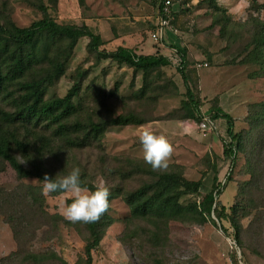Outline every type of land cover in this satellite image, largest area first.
Wrapping results in <instances>:
<instances>
[{"label":"rangeland","instance_id":"rangeland-1","mask_svg":"<svg viewBox=\"0 0 264 264\" xmlns=\"http://www.w3.org/2000/svg\"><path fill=\"white\" fill-rule=\"evenodd\" d=\"M189 7L182 11L176 5L185 32L180 44L187 57L185 73L171 61L144 74L99 51L126 46L140 53L148 46L154 54H163L156 52L158 43L152 38L158 0H0L1 24L28 27L49 16L61 24L87 25L104 41L96 51L89 48L88 37L79 39L65 73L46 91V99L63 97L79 85L68 122L83 129L57 135L49 120L32 123L31 132L19 127L22 137L36 143L27 155L20 152L18 157L27 168L40 164L59 178L78 167L84 180L94 184L102 177L113 193L105 224L111 223L100 248L93 251L94 259L117 255L122 264L124 259L125 264H236L238 253L229 243L234 236L248 264H264V75L251 58L255 24L264 21V0H190ZM64 45L47 34L40 37L36 54L43 62L27 79L49 73ZM202 62L208 66L198 68ZM189 89L205 116L219 108L234 118V130L242 134L234 162L224 155L231 141L227 120L217 119L215 128L203 135L197 121L188 117ZM14 110L9 94H1L0 114ZM121 114H134L144 123L111 124ZM184 121L196 124L195 137L182 132ZM93 123L106 126L99 138L91 136L82 144ZM145 127L165 135L173 145L166 169L154 170L144 162L138 133ZM165 171L202 180L200 194L184 195L180 199L184 204L200 201L213 189L220 193L221 222L215 214L207 219L198 214L161 220L133 217L125 196ZM20 184L42 188L43 181L20 179L0 157V188L12 191ZM44 195L43 211L23 206L21 211L6 210L13 222L0 214V264H63L60 259L85 264V245L91 239L88 224L70 222L62 214L72 194ZM31 253L46 256L34 259Z\"/></svg>","mask_w":264,"mask_h":264},{"label":"trees","instance_id":"trees-1","mask_svg":"<svg viewBox=\"0 0 264 264\" xmlns=\"http://www.w3.org/2000/svg\"><path fill=\"white\" fill-rule=\"evenodd\" d=\"M80 1L83 2L84 0ZM184 3H190V0H185ZM189 8H184L182 11L189 10ZM45 34L54 39H59V42L64 43L66 47L64 45L60 50L59 59L52 63L49 73L47 72L43 77L27 79V75L33 67L43 62V58L36 54V48L40 37L45 36ZM253 35L252 45L254 47L251 50V58L259 62L260 73L264 75V21L257 20ZM82 37L90 39L89 48L92 50L99 51L100 46L104 44L102 37L89 26L61 24L49 16L33 22L28 27L0 23V95L9 94L15 108L14 111H2L0 114V157L15 170L20 179L37 177L43 180L45 174L50 178H56L46 173L45 167L43 168L40 164L27 168L19 160L18 157L21 153L27 155L30 149L36 146V143L32 142L31 139L29 140L28 136L26 138L21 136L20 125L31 132L32 123L39 124L42 120H49L56 125L54 134L57 135H70L83 129L80 124L71 125L68 122L75 111L74 98L80 90L78 84H75L63 97L45 98L47 88L65 73L66 64ZM181 52L184 59L185 53L184 51ZM99 53L103 57L111 58L119 63L132 66L135 70L143 71L144 74L156 68L167 66L171 62L169 57L163 54H137L134 49L124 46H119L115 51L101 50ZM184 67L183 60L180 67L183 74L185 73ZM184 79L187 83L188 79L185 75ZM13 85L16 87L10 90ZM188 92L189 101L185 102L188 117L200 123L205 118L201 103L195 99L190 89ZM216 112L214 115H210L213 121L219 118L227 120V134L231 141L225 146L224 155L234 162L237 152L242 146V134L235 132L234 118L231 114L224 113L219 108ZM143 123L144 120L137 118L134 114H121L111 120V124L116 125H140ZM105 126L106 123H93L85 134L82 144L88 141L91 136L99 138L100 132ZM38 138L46 140L47 137L39 134ZM40 149L44 151L42 146ZM80 179L82 187L93 190L94 184L92 182L86 181L82 177ZM201 186L202 180H189L177 172L165 171L159 174L153 182L145 183L130 192L125 196V201L130 206L131 215L136 218L161 220L184 216L192 217L198 214L207 219L215 214L221 222L222 217L218 212L220 193H217L215 189L200 201L187 204L180 201L186 194H200ZM62 192L65 191L58 190L52 193L59 194ZM113 198L114 195L110 191L109 207ZM44 205L45 195L41 186L20 184L12 191L0 188V214L7 215L9 222H13V218L6 210L21 211L23 206V209L26 207L32 211L37 209L43 211ZM108 209L97 221L87 223L91 239L85 245V264H93V251L100 248L105 229L111 223L109 221L105 224L106 218L110 219L107 213ZM236 227L238 229V225ZM236 241L239 245L237 238ZM45 256V254L36 253L29 255L34 259H44ZM53 256L57 257V254L53 253ZM60 260L63 264H68L64 259Z\"/></svg>","mask_w":264,"mask_h":264},{"label":"clouds","instance_id":"clouds-1","mask_svg":"<svg viewBox=\"0 0 264 264\" xmlns=\"http://www.w3.org/2000/svg\"><path fill=\"white\" fill-rule=\"evenodd\" d=\"M196 128V124L191 121L182 124V132L189 136L195 137ZM138 139L144 162L154 170L166 169L174 150L167 137L145 127L138 133ZM80 176L78 167H74L68 175L55 179L45 174L42 192L48 194L61 190L71 193L73 200L63 209L64 218L70 222H95L109 207L110 190L102 177L97 178L93 190L82 187Z\"/></svg>","mask_w":264,"mask_h":264},{"label":"built area","instance_id":"built-area-1","mask_svg":"<svg viewBox=\"0 0 264 264\" xmlns=\"http://www.w3.org/2000/svg\"><path fill=\"white\" fill-rule=\"evenodd\" d=\"M159 1V22L157 24V28L154 32H152V38L153 40L158 43V45H161L163 42V30L165 28H171L174 31L176 29L174 28V19L175 14L177 11H179L178 8H176V5L181 6V8H188L190 6V3H184L185 0H158ZM170 61L177 64L179 67L182 66V58L179 55L178 52L173 51V54L169 57ZM208 63H198L197 67H207ZM203 124V127H200V125ZM198 128L203 133V135H206L207 133L211 132L215 128V121L212 120V118L209 116H205V118L198 123ZM229 243L231 245V248L238 253L237 255V261L236 264H248L242 256L240 247L236 241V238L234 236L229 237Z\"/></svg>","mask_w":264,"mask_h":264},{"label":"crops","instance_id":"crops-1","mask_svg":"<svg viewBox=\"0 0 264 264\" xmlns=\"http://www.w3.org/2000/svg\"><path fill=\"white\" fill-rule=\"evenodd\" d=\"M181 10H182V8H181ZM181 10H179V11L181 12ZM181 19H182V16L179 13L175 14L174 28L176 29V31H174L171 28H165L163 30V42H162L161 45L155 46V50H156V52H157V50L161 51V53H163L167 57H169V52L173 53V51H176V52L179 53V55L181 56L182 60H184V62H185L187 57H185L183 59V54L181 52L182 50L180 49V44H182L183 43L182 40L185 39V36H182L183 33H185V32H184L183 27H182L183 23H182ZM158 22H159V17H157V19H156L155 29L153 30V32L156 30ZM193 23H194V21L190 22L189 26L191 24H193ZM124 47H126V46H124ZM128 48H130V47H128ZM145 48H146V50H145L146 52L143 51V52L139 53L135 49H134V51L137 54H145V55L154 54V51H153L154 49H152V48H150L148 46L145 47ZM193 53H195V52L193 51ZM184 66H185V64H184ZM221 119L222 118H220L219 120H221ZM215 121H217V120H215ZM118 258H120V257L117 256V255H109L105 259L95 258L94 261H93V264H122L120 262L117 263L119 261ZM125 262L126 261L124 259V264H125Z\"/></svg>","mask_w":264,"mask_h":264}]
</instances>
